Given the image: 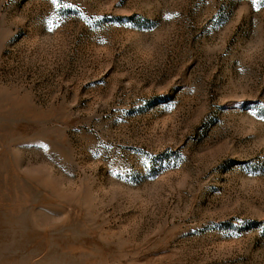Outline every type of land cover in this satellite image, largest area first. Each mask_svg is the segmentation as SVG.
Segmentation results:
<instances>
[{
  "label": "rangeland",
  "instance_id": "obj_1",
  "mask_svg": "<svg viewBox=\"0 0 264 264\" xmlns=\"http://www.w3.org/2000/svg\"><path fill=\"white\" fill-rule=\"evenodd\" d=\"M0 264H264V0H0Z\"/></svg>",
  "mask_w": 264,
  "mask_h": 264
},
{
  "label": "snow or ice",
  "instance_id": "obj_2",
  "mask_svg": "<svg viewBox=\"0 0 264 264\" xmlns=\"http://www.w3.org/2000/svg\"><path fill=\"white\" fill-rule=\"evenodd\" d=\"M53 3H56V0H53ZM254 5H259L260 4V0H253ZM65 7H71V5H65ZM258 10V8H257Z\"/></svg>",
  "mask_w": 264,
  "mask_h": 264
}]
</instances>
